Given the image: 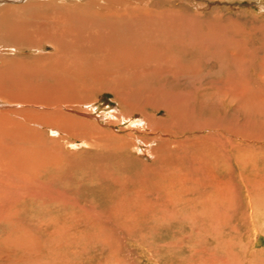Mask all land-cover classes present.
Masks as SVG:
<instances>
[{
    "label": "bare ground",
    "instance_id": "6f19581e",
    "mask_svg": "<svg viewBox=\"0 0 264 264\" xmlns=\"http://www.w3.org/2000/svg\"><path fill=\"white\" fill-rule=\"evenodd\" d=\"M83 1L0 2V114L16 113L23 119L15 123L17 133H4V142L0 138V186L14 188V194L20 188L31 197L22 198L23 192L17 191L9 200L4 192L0 200L96 203L91 197L83 200L79 190L92 193L99 175L117 184L114 203H180L179 215L169 219L164 213L158 220L168 223L180 216L191 233L210 235L213 229L216 235V224L225 220L227 206L222 204L234 202L233 168L242 174L250 165L254 173L262 166L254 162L264 154V132H244L237 116L221 114L227 108L239 111L244 102H257L264 109V79L253 82L241 73L243 63H249L252 73L260 49L221 36L222 41H213L212 29L220 31L219 24L226 22L214 16L216 8L209 10L211 17H204L188 4L171 7L172 0ZM82 7H90L94 19H85ZM226 20L222 28L232 24L230 28L240 30L230 17ZM206 24L212 28L204 34L199 30ZM189 30L194 41L180 38ZM175 36L179 41H166ZM45 47L52 52L42 58L3 53ZM18 73L35 75L39 81L19 84ZM186 85L188 91H182ZM103 94L112 96L116 108L102 113L104 121L89 120L95 99ZM160 112L162 118H156ZM103 122L128 126L119 135L103 129ZM62 145L85 148L83 155H92L77 169L61 157L66 152L59 155ZM254 146L255 156L244 159L241 149ZM145 153L152 157L150 167L141 160L146 176H112L118 173L116 159L132 165L137 160L132 154L140 158ZM88 217L73 218L72 223Z\"/></svg>",
    "mask_w": 264,
    "mask_h": 264
},
{
    "label": "rangeland",
    "instance_id": "374dc122",
    "mask_svg": "<svg viewBox=\"0 0 264 264\" xmlns=\"http://www.w3.org/2000/svg\"><path fill=\"white\" fill-rule=\"evenodd\" d=\"M1 1L4 2V0ZM50 1L52 3L55 1L75 2V0ZM80 1L84 2L83 0ZM228 1L172 0L170 5L178 9L188 4L189 9H192L199 15H204V17H211L209 10L216 8L219 10V13H216L214 16L217 18L219 16L220 19L226 21L222 22L223 25L228 23L226 17L227 19L230 17L232 21L234 20L235 25L240 28L239 31L233 30V26L230 28L232 24L230 26L228 24L229 28L227 26L222 28L223 25L219 24L221 27L220 31L212 29L216 33L212 35V40L222 41L221 37H225V41H244L243 44L245 43V45L249 43L247 46L253 48L254 51L260 49L258 50L259 58L253 59L256 64L252 63V68L254 67L252 73L249 63L241 65V73H243L242 75L245 78L260 83L261 79H264V66L261 64L262 59H260L264 58V48H262V44H264V0H232L233 3H227ZM8 4H10L9 1ZM63 6L69 7L66 3ZM81 9H83L81 15L85 19H94V13L90 7H82ZM207 28L212 27L206 24V27L199 31L206 30L208 33ZM191 31H187L180 38L186 37L187 40L190 38L188 41H194L195 37ZM206 31L202 33L206 34ZM166 41H179V39L175 36L174 39H167ZM50 52L52 50L45 47L41 51H16L14 54L11 51L7 53L6 50L3 53L5 55L12 54L21 57L37 56L42 58ZM261 53L262 55H260ZM0 55L3 54L0 53ZM32 76L18 73L15 80L19 84L39 81L35 75V78L34 76L32 78ZM40 80H42V83H50L48 79L46 82L42 78ZM181 87L183 88L182 91H188L187 85ZM4 92L7 93L8 90L5 89ZM95 101L93 107L95 111L93 110L90 113L91 117L88 118L92 119L89 120L94 121L95 117L101 118L102 120L99 119L100 121H104V117L102 118L101 116L102 113L106 111L111 112L116 108L115 103L112 101V96L109 94L99 95ZM245 103H242V108L239 111H236L237 108L233 107L225 109L221 114L228 116V119L237 116L239 123L242 124L241 130H244V132L256 131L258 128L264 132V109L257 102V104H252V102ZM3 110L9 109L3 108ZM162 115L160 112L156 115V118L160 119ZM18 122H23V119L22 116L16 113L0 114V131L3 132L0 133V138L3 142L5 139L4 133H17L15 125ZM127 126L128 124L125 122L117 125V127L103 122L101 127L121 135L124 132L122 130ZM19 130L21 131V129ZM48 137L45 135L44 138L48 139ZM7 144L12 145L11 142L4 143V145L8 146ZM247 145L252 146L253 142ZM61 147L60 152H58L59 155H64L66 152V155L61 157L70 159L67 164H76L77 169L81 168V165L85 163L84 159L92 155H83L86 152L85 148L74 149L64 145ZM257 147L254 146L249 150L242 148V154L244 153L242 156H245L244 159L248 160L249 158H246V156L248 157L250 154L254 155ZM93 152L96 153L97 151ZM132 155L137 158L134 164L131 163L132 165L122 162L118 158L114 161L117 162V170L107 166L113 169V171L116 170L118 172L115 173L116 175H112L113 177H135V173L142 176L147 175H143V172H141V168L143 167L142 161L148 166L151 165V155L145 153L140 158L134 154ZM263 155H254L256 157L254 164L257 166L262 165L259 172L254 173L251 170V165L248 166V170L247 168L243 169L242 174L239 173L240 171H237V168H233L234 174L231 181L233 192L231 196H233L232 201L234 202L222 204L224 207L227 206L225 208V220L223 219L224 221L220 225L216 224L218 227L216 235H213V229L210 235L202 232H199V234L191 233L189 224L185 225V223L180 222V216L179 220L168 221V223H161L158 220L157 216L164 213L168 215L169 219L172 216H177L181 209L180 203H144L145 207H142V204L134 206L136 204L132 205L131 203V205L128 204L131 207H128L127 203H114L118 195L117 191H119L117 184L110 181L104 182L99 175V179H95V184L91 187L94 189L92 193L90 189L88 191L79 190L80 193L82 192L81 196L83 200H90L91 197L96 203H84L82 199V203L55 204L41 203L35 198H33V201L15 198L16 200L13 203L11 201L4 202L0 200V264H264ZM252 173H254V176ZM85 180L88 181L90 179L87 177ZM3 187V185L0 186V198L4 192H6V194L4 193L6 196L8 195L9 200H11V196L16 195L17 191L23 192L19 188L14 194V188L5 187L7 188L5 189ZM129 188V191H132L133 186H129ZM106 193L107 195L104 197ZM21 194L19 193L20 196ZM22 195L24 196H21L22 198H31L27 197V193L23 192ZM67 213L70 214L71 222L67 219ZM82 214L87 217L89 216L88 220L72 223L73 218L82 217ZM175 231L178 232L176 233Z\"/></svg>",
    "mask_w": 264,
    "mask_h": 264
}]
</instances>
